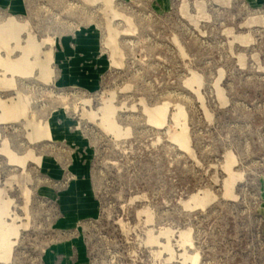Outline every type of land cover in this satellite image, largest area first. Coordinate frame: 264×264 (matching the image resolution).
Here are the masks:
<instances>
[{
  "label": "rangeland",
  "instance_id": "obj_1",
  "mask_svg": "<svg viewBox=\"0 0 264 264\" xmlns=\"http://www.w3.org/2000/svg\"><path fill=\"white\" fill-rule=\"evenodd\" d=\"M0 264H264V0H0Z\"/></svg>",
  "mask_w": 264,
  "mask_h": 264
}]
</instances>
